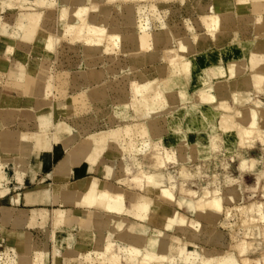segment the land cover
I'll return each mask as SVG.
<instances>
[{
	"label": "bare ground",
	"instance_id": "bare-ground-1",
	"mask_svg": "<svg viewBox=\"0 0 264 264\" xmlns=\"http://www.w3.org/2000/svg\"><path fill=\"white\" fill-rule=\"evenodd\" d=\"M87 1L88 0H1L2 8L8 6V8L12 10L17 9L22 2L33 3V6L37 7L34 12H29L27 10L28 12L26 11L22 12L23 14H19V18L22 20L19 25V38L22 41L29 42L33 41L35 38L36 40L38 39L47 53H50L53 47H51V36L48 33L40 32V23L44 22V17H42L41 13L43 11L47 15V11L52 10L54 5L60 7L61 15L59 16L57 29L59 37L64 38L67 33H70L71 36L68 39L71 44L80 45L79 51L76 50V52L82 57V61L80 62L81 65H85L78 73L79 83L82 85V89L75 93L76 95L66 94L68 80L61 81L59 87L52 86L49 83L48 78L50 75L47 76L46 69L38 70L35 75H26L23 89L31 93V95L42 93L44 99H47L49 93H52L53 90H57L60 97L62 99L64 98L61 107L52 104L49 100H45L49 104L47 109L50 114V123L46 115L38 113L30 125L21 123L17 129L4 126L0 121V138H2L3 141L1 142L0 139V143L4 145L15 143L17 145V154L15 157L13 156V171L14 176L20 182H22L21 179L30 172L32 176L35 175L32 169L33 165L31 164V159L34 154L50 153L54 154V157H57L60 152L67 150L64 160L57 168L59 171L65 169L70 164H74L77 159H85L92 165L97 163L107 149V146L111 143L120 142L121 145H119L118 149L116 148L119 153H124V148L130 151V153L137 151L145 153L151 147L152 137L158 133V120L160 116H153L152 114L161 109L164 110V108L171 105L173 106V111L168 116V134L163 140L170 144L179 139H188L190 142L188 148L192 154L196 152H204L203 154H205L208 150L214 148L212 147L214 146V142L209 136L211 131L209 124H217L218 127L227 133L228 136L224 139V143L226 148H231L230 152L234 150V139L237 140V144L244 143L246 139H249L257 131L259 118H263L264 120V109L259 106L251 105L231 111V107L228 104L223 101L218 102L215 95L212 93V82L214 80L226 79L230 84L232 95L236 102L238 101L237 94L239 91L246 90L248 87L257 89L264 81V34H259L261 31H264V12L252 15L247 11L248 7H250L248 6L251 3L250 0H203V2L198 5V12L199 21L204 27V31L195 33L191 38H188V36L178 39L175 37L176 32L172 33L168 28L164 27L160 30H152L149 22H141L142 24L139 22L140 24H137L138 19L136 20V13L132 3L116 6V15H113V20L110 24L109 20L112 16L110 8L105 4H91L90 7H87ZM102 1L103 0H97L96 2ZM257 1H261V4H264V0H255L256 4H258ZM39 9L42 11L40 12ZM121 22L132 30L116 34L115 32L119 28ZM230 22H238V26L240 25L242 31L251 29L255 36L247 41L241 40L238 43L233 42L231 44H225L209 51L203 50L207 42L221 40L220 37L222 32L219 28L228 25ZM9 25L10 21L2 22L0 19V31L4 35V43L0 46V54H2V57L0 56V73H4L7 70V64L14 48L15 39L9 33ZM109 26L111 30H108ZM179 27L182 26L180 25ZM192 40L194 44L197 45L198 51L200 52L191 58H187L181 55L180 51L185 52L193 48ZM117 44L119 45L118 50L122 52V55L121 53L120 55H116L115 53L111 54L107 58L108 62L107 60L105 61L103 53L105 54V51L110 49L109 47ZM169 44H173L174 46L172 50L170 49L172 55L169 57L165 55L164 57L169 60L168 64H170L165 76L149 78L148 73L136 69L138 60L144 61L146 57H151V59H153L157 55L159 47H165ZM151 51H155L154 57ZM123 53L127 54L129 59L128 62H126L127 56H124ZM121 56L124 58L119 60ZM158 58L162 59L163 55L158 56ZM206 64L209 65L206 66ZM199 66H203V72L207 79H203V77H201L202 75L200 76V74L197 73ZM158 69L161 73V68ZM133 70H137L138 76L143 80H131L129 86L131 101L126 102L124 106L126 109L133 108L135 115L132 116V118L135 117L137 119L134 122H126L122 126L111 128L107 131L90 132L71 149L74 136L68 131L64 122L60 124L54 123L53 117H55V110L70 116L74 113V104L76 100L79 101V99H81V102H83L82 107H84L83 110L88 114V112L93 110L91 106H95L93 100L95 101V99L103 97L104 90L102 87L108 82L111 76H117L119 74L128 75L130 72L132 73ZM23 75V67L19 65L18 71L15 72L14 76L20 79ZM190 77H193L191 84L197 86L195 96L198 98L199 102L202 103V106L198 112L200 129L194 133L189 132L187 134L182 130L185 124L184 119L186 112L183 107L176 106V97L171 87L180 85L182 82L181 78L188 80ZM162 89L169 90L163 92ZM180 95L183 97V100L188 98L186 89L181 90ZM121 99L120 97V100ZM18 107L19 106H17V108ZM12 112H14V109ZM14 113H16V111ZM127 115L126 112L117 113V117L120 118V120L127 118ZM0 116H2L1 113ZM140 116H147V118L143 120L140 119ZM52 128L53 131L51 132ZM133 136L139 137L138 142H140L141 145L133 146L134 143H136L132 138ZM125 137H129V140L124 141L126 145L122 147L123 142L121 140H124ZM115 153L117 154V152ZM165 155L166 156L162 158L158 154L156 155V160L153 164L154 169L158 170L163 167L167 161L173 160L169 152H166ZM182 158H184V156H182ZM242 168H244V165H242ZM105 169L109 174L114 175L115 173L121 172L119 170L124 169V167L121 163L118 168L119 170L116 171L115 163L110 164L107 161ZM161 172L146 173L142 170L140 175L133 176L131 181L135 186L140 188L146 186L152 192L156 190L165 200L173 201L174 196L172 188H174V185L171 183L172 176L168 174V177L165 178V175ZM184 176L186 177L187 175ZM6 179V175L0 168V195L7 191V188L3 186ZM121 181L125 180L122 178L120 182ZM113 182L115 181H112V183ZM190 193H192V191H190ZM124 194L125 193L120 190L112 189L108 184L100 185V181L97 177L89 176L81 182L79 187L74 186L70 189H66L63 202L65 204H75L85 208H91V212L94 215L93 218H90L88 214L89 211L86 209L83 213L71 215L66 214L62 208H55L50 214H47L44 209L43 212L39 213V216H41L42 221L50 219L53 226V233L58 229L70 227L74 222H79L84 230L89 227L90 222L97 228H108V231H111L114 237L120 241L124 240L129 244V246L119 245L120 253H123L129 264H152L154 262L164 264L167 262L175 263L176 260L184 264H258V261L253 262L247 257H242V259L240 258L241 260H238L239 258L237 259L233 254L222 255L220 253L221 255L209 256V251L207 250L204 254L189 251L185 245H173L171 243L172 240L169 242L170 239H168L169 241L164 239L163 237L170 238L167 237L168 235L164 231H158L155 239L151 237L149 241L146 242L145 235L147 231L145 228H138V230H135L134 224L129 227L126 226V220L123 218L124 214H128L139 221H150L160 217L159 221L162 222V228L165 230L173 229L174 226H183L185 225V220L179 218L176 210L158 212V210L152 206V201L145 196L137 200L131 197L132 208L127 209L125 205L126 196ZM212 194L213 196L206 199L202 197L196 202L192 199L183 198L181 201H178V205L181 207L185 204L191 212L199 215L208 214L210 217H219L218 215L223 209L222 197L216 194V191ZM225 208L224 206V209ZM226 210L227 209L224 210V213ZM248 210L252 211L253 208H247V206L243 205L240 207V214L245 217ZM256 210L259 213L260 220H264V214L260 206H258ZM103 211L108 215L107 220L104 217L105 214ZM227 213H229V209ZM35 217L36 214H34V218ZM252 219L254 220V218ZM240 223H242L241 220ZM238 233L240 234V232ZM75 237L76 235L73 236L74 240L76 239ZM101 245H103V251L99 253L101 261L109 264L117 262L119 255L117 252L115 253L113 251V241L107 240V242ZM239 250L240 253L243 254L246 252V247L240 246ZM11 252L12 251L8 249H4L3 252L0 251V254H2L0 255V259H2L4 255V257L9 260L8 262L7 260H3L4 264H43V252L36 251L37 253L31 256L28 246L25 252L21 254H17L15 251L14 254Z\"/></svg>",
	"mask_w": 264,
	"mask_h": 264
},
{
	"label": "rangeland",
	"instance_id": "rangeland-1",
	"mask_svg": "<svg viewBox=\"0 0 264 264\" xmlns=\"http://www.w3.org/2000/svg\"><path fill=\"white\" fill-rule=\"evenodd\" d=\"M49 1H53V0H49ZM96 1L97 0H88L86 2L87 7H90L91 4H95V5L105 4L106 6H108L110 8V13L112 15L109 20L110 24L113 20V15H116L115 14L116 6L120 4L132 3L134 5V9L136 13V20L138 19L137 24H140L141 22L142 23L149 22L150 28L152 30H160L163 29L164 27L168 28L172 33L176 32L175 35L176 39L184 38L188 36H189L188 38H191V36H193L195 33L204 31V27L200 24L199 21V12H198V5L201 4L203 0H197V1L196 0H159V1L158 0H126V1L103 0L102 2H96ZM36 8L37 7L33 6V3L22 2V4H20L17 7V9H15L13 12H6L3 14L4 21L8 20V18L15 17L14 19L10 20V25L8 29L10 35L14 39L16 38L20 39L19 25L22 22V20L19 18L20 17L19 14L22 12H26L27 10L29 12L30 11L34 12ZM60 10H61L60 7L54 5V8L52 10L47 11V15H48L47 16L45 12L39 9L40 12L42 11L41 13L42 17H44V22L40 23L41 24L40 32L48 33L51 36V47H53L50 53L46 52L48 56L49 55L50 56L45 63L46 66L45 68H46L47 76L50 75V77L48 78L49 83L52 86L59 87L61 81L68 80V83L66 85L67 86L66 94L72 95L79 92L80 89H82V85L79 83L78 73L80 69L85 67V65H81L80 62L82 61L81 60L82 57H80V54L76 52V50L79 51L80 45L71 44L68 39L71 36L70 33H67L66 37L64 38L59 37L57 29H58L59 16L61 15ZM238 24H239L238 22L237 23L230 22L228 25L222 28L220 27L219 30H221L222 32L221 33L222 35L220 37L221 40L215 42H211V41L207 42V44L203 47V50L209 51L211 49H214L215 47H221L225 44H231L233 42L238 43L241 40L247 41L252 39L253 36H255V34L251 31V29H249L248 31L247 30L242 31V28L240 27V25L238 26ZM180 25L182 27H179ZM108 30H111L110 26ZM130 30H132L130 27H126L121 22L119 28L115 33L120 34ZM259 34H264V31H261ZM3 38L4 35L0 31V46H2L4 43ZM191 42H193V40ZM118 44L109 47L110 49L108 51H105L106 52L105 54L103 53L105 61L107 60L108 62L107 58L111 54L115 53L116 55H120L121 53L122 55V52L118 50L119 48ZM173 46H174L173 44H169L168 46L165 47H159L157 51V55L155 57L154 54L156 50L151 51V53H153L152 56L154 58L152 57L153 59H151V57L148 58L146 57L144 61L138 60L136 69L138 71L148 73L149 78L165 76L167 74V70L170 64H168L169 60L165 59L164 57L165 55H167L168 57L172 55L171 50L173 49ZM198 50L199 49L197 48V45H195L193 42V48L185 52L180 51V54L187 58H191L192 56L200 52ZM123 55L127 56V54L125 53H123ZM160 55L161 56L163 55L162 59L158 58V56ZM0 56L2 57V54H0ZM123 58L124 57L121 56L119 60ZM9 60H10L9 66L12 67V65L14 64L13 55H11ZM128 61L129 59L127 56L126 62ZM208 65L209 64H206V66ZM158 68H161V73L159 72ZM137 70H133L132 73L130 72L128 75L119 74L117 76H111L108 82L104 84L102 87L104 90L103 93L104 95H102L103 97L102 98L100 97L99 99H95V101L93 100L95 106L94 107L91 106L93 110L88 112V114L87 112H85V110H83L84 108L82 107L83 102H81L82 100L79 99V101L76 100L74 104L75 110L72 115L68 116V114L63 115L61 113L59 114L57 113L55 114V117H53L54 123L60 124L64 122L65 126L68 128V131L75 138H77L78 141H81L90 132L95 133L99 131H107L111 128L122 126L126 122H130V123L134 122L136 118H132L130 116L133 113V108L126 109L124 104L126 102L131 101L130 98L131 91H129L131 80H137V81L143 80L140 76H138ZM37 72L38 70L36 71V73ZM197 73L200 74V76L202 75L201 77H203V79L204 78L207 79L205 73L203 72V66H199ZM5 80H6V74L0 73V104L2 102V97L4 95L10 96V93L6 92L3 86ZM181 80L182 82L180 85L171 87V90L172 89L174 90L173 92L176 97L175 103L176 106L183 107L184 111L187 114H189V116L193 119L192 121L194 122V119L197 120L198 112L202 106V103L199 102L198 98L195 96L197 86L191 84V82L193 81V77H190L188 80L185 78H181ZM212 83H213L212 93L215 95L216 93L220 94L222 90L224 92L227 90L229 93L228 94L225 93V95H223L221 100H228L231 91L228 80L226 79L214 80ZM183 89H186V93L188 96V98H185V100H183V97L180 95V92ZM168 90L169 89H162L163 92ZM244 91L245 90L238 92L240 93L238 97L241 101L236 102V104L232 105L231 111L239 108H243L244 106H251V105L259 106L260 108L264 109V81L262 82L259 88L255 89L253 87H248L246 90L247 94H245ZM58 93L57 90H53L52 93L48 94L47 100L52 102V104L61 107V103L64 102V98L62 99ZM120 97L122 98L121 100ZM118 100L121 102H119ZM187 109L189 111H186ZM172 111H173V106L171 105L169 107L164 108V110L161 109L156 113L152 114L153 116H160L158 120V133L152 137L151 147L145 153L141 151L130 153V151L124 148V153H123L124 155L121 156L120 159L116 158L113 156V154L115 153L114 149L116 148L118 149L119 145H121L120 142L109 144L107 146V149L105 150L107 154L108 151L109 152L111 151L112 153L113 157L111 158L112 160L111 164L115 163V158L118 160L115 163L116 171L119 170L118 168L121 165V163L123 164L124 169L119 170L121 172L118 173L119 176L118 179L119 182L122 178L123 180H125V181H121L120 183H123L126 189L133 188L131 185L133 182L131 180L133 176L138 174L140 175L142 170L145 171L146 173L162 171L161 173L165 175V178L168 177V174L172 176L171 183L172 185H174V188H172V193L174 196L173 201L165 200L163 197H161V195L157 193L156 190L152 192L146 186L142 188L137 187L138 190L141 189L139 198L142 196L149 198L152 201V206L155 207V209L158 210V212L176 210L179 218L185 220V225L174 226L173 229L165 230L162 228V222L159 221L160 217L159 218L157 217L155 220H150V221L144 220L145 221L144 225L150 227L149 225L151 223L154 228L156 229L158 228L159 231H164L168 235L167 237H170V238L163 237L164 239L167 240L170 239V241L168 240L169 242H171L172 240L171 243L173 245H178V244L185 245L189 251H195L197 253L204 254L205 251L207 250L209 251L208 253L209 256H216L221 254L222 255L233 254L237 259L239 258L238 260H241L242 257H247L253 262L258 261V264H264V220H260L259 213L256 210L257 207L260 206L264 214V175H263L264 120L263 118H259L257 131L249 139H246L244 143L237 144L238 143L237 140L234 139L233 141V143L235 144L234 150L231 152H230L231 148L229 147L226 148L225 147L226 145L224 143V139L228 136L227 133L223 129L218 127L217 124H209V127L211 128L209 136L214 142L213 144L214 146H212L214 148L208 150L205 154H203L204 152L203 153L196 152L195 154H192L188 148V146L190 145L188 139L185 140L179 139L176 142L170 144L163 140V138L168 134V116ZM120 112L121 113L126 112L128 114L127 118L120 120V118L117 117V113ZM146 118L147 116L141 117L140 119L144 120ZM191 125L196 126V124L194 123ZM184 127L186 128L188 127V124L186 122L183 125L182 129ZM52 131L53 128L51 132ZM132 138L136 142L134 143L133 146L141 145L140 142H138L139 137L133 136ZM126 140H129V137H125L124 140L123 139L121 140L123 142L122 147L126 145V143L124 142ZM166 152H169L172 155L173 160L167 161L166 164L163 165L164 168L161 167L158 170L154 169L153 164L155 163L156 155L158 154L162 158L166 156L165 155ZM106 153L102 154L101 158L104 155L107 158ZM182 156H184V158H182ZM243 162H244L243 164L244 168H242L241 170V165ZM144 164H145V168H144ZM137 170H141V171H137ZM6 171L7 173H9V176H12L14 174L11 167H8ZM184 175L187 176L185 177ZM190 191L195 192V195L189 196L188 194ZM214 191H216V194H219V196L222 197V203H223V209L218 215L219 217L216 216L217 218L210 217L208 214H203V215L200 214L201 215L200 216L199 214L191 212L185 204L181 207L178 205V201H181L183 198L192 199L195 202L202 197H204V199L209 198L213 196L212 193ZM126 204L128 208H131V205H129L128 202ZM243 205L247 206V208L250 207L253 208L252 211L248 210L246 212L245 217H243L240 214V207ZM224 206L226 207L225 209L227 210L229 209V213H227V210L225 211L226 214L224 213L225 210ZM252 218H254V220ZM240 220L242 223H240ZM127 225L128 224H126V226ZM238 232H240L241 235ZM110 240H112L114 243L113 251L115 253L117 252V254L119 255L118 261L115 262L114 264H129V262L126 261L123 253H120L118 243L117 242L115 243V241L112 238H110ZM240 246L246 247V252H244L243 254L240 253L239 250ZM102 247L103 245H100V243L98 245L90 247L94 251L91 254V257L95 259V262H92L91 264H109L101 261L99 253L103 251ZM0 251L3 252L4 249H0ZM4 258L5 257L3 255L2 259H0V264H4L3 260H7V262L9 261L8 258L7 259ZM42 262H43V258H42ZM110 264H113V262ZM152 264H159V263L154 262ZM164 264H184V263H182L179 260H176L175 263L167 262Z\"/></svg>",
	"mask_w": 264,
	"mask_h": 264
},
{
	"label": "crops",
	"instance_id": "crops-1",
	"mask_svg": "<svg viewBox=\"0 0 264 264\" xmlns=\"http://www.w3.org/2000/svg\"><path fill=\"white\" fill-rule=\"evenodd\" d=\"M250 2L251 3L248 5L250 7H248L247 11H249L252 15L264 12V4H261V1H257L258 4H256L255 0H250ZM4 7L5 8L1 7L0 0V19L2 22H8L11 19H14V17H11L6 21L3 20L4 13L14 11L9 9L8 6ZM30 42L22 41L18 38L15 39L13 45L14 48L11 53V55H13L14 64L12 67L9 66V60L7 70L4 72V74H6V80L3 86L5 91L10 93V96L4 95L2 97V102L0 104V113L2 116H0V121L4 126H8L13 129H17L21 123H27L30 125L37 113L46 115L48 122L50 123V114L47 109L49 104L45 101L48 99V95L47 99H44L42 93L38 95H31V93L23 89L26 75H35L37 70L46 69L45 63L50 56H48L45 48L41 45L38 39L36 40L35 38ZM31 57L34 59L32 60ZM19 65H22L24 75L22 78L17 79L14 74L18 71ZM246 90L244 91L245 94H247ZM225 93L228 94L229 92L227 90L225 92L222 90L220 94L216 93V100L218 102H225L231 108L232 105L236 104V102L241 101L238 97V101L235 102L232 91H230L231 98L229 97L228 100H221ZM239 94L240 93L237 95L239 96ZM17 106L19 107L17 108ZM13 109L16 113L12 112ZM186 111L189 110L187 109ZM57 113L59 114V112H56L55 114ZM61 114L64 115L66 113ZM134 115L135 113L133 111L130 116L132 117ZM16 119L19 120L17 121ZM192 120L193 119L189 116V114L186 113L184 121L188 124V127H184L182 129L184 133H194L200 129L198 118L197 120L194 119V122ZM193 123L196 124V126L191 125ZM0 139L1 142H3L2 138ZM77 142L78 139L74 137V141L71 143V149L77 145ZM16 151L17 145L15 143H10L8 145L0 143V168L7 178L5 183H3V186L7 188V191L0 195V249H8L12 251V253L15 251L17 254H21L25 252L28 246L31 256L39 251L43 252V264H91L92 262H95V259L91 257V254L94 251L90 247L98 245L99 243L100 245L102 243L104 244L107 240H110V238H112L120 246H129V244L124 240L120 241L114 237V234L111 231H108V228H97L91 222L89 227L85 230L80 226L79 222H74L68 228L56 230L55 234L52 232L53 226L50 219L42 221L41 216H39V213L43 212L44 209L47 214H50L53 209L62 208L66 214L71 215L83 213L86 209L89 211L88 214L90 218H93L94 215L91 212V208H85L75 204H65L63 202L64 192L66 189H70L74 186L79 187L81 182L89 176L97 177L100 181V185L108 184L112 187V189L120 190L125 193L126 208L130 209L126 204L127 202L132 208L131 197H134L137 200L141 189L138 190V186H135L134 183L131 184L133 187L132 189L128 190L124 188L125 185L119 182L118 173L111 175L105 169L107 161L111 164V158L113 156L120 159V157L124 155L123 152L119 153L117 149H114V152H117V154L114 153L113 156L111 151H108V154L105 152L107 158L104 155L93 165L85 159H77L74 164H70L65 169L59 171L57 168L64 160L67 150L60 152L57 157H54V154L50 153L34 154L31 159V164L33 165L32 169L35 175L32 176L30 172L28 175L24 176L21 179L22 182H20L14 174L9 176V173L6 171L8 167H11L13 170V159L17 154ZM116 158L115 163L118 161ZM112 181L115 182L112 183ZM194 194L195 192L192 191V193L189 192L188 195L192 196ZM103 213L105 214L104 217L107 220L108 215L105 211H103ZM34 214H36L35 218ZM123 218L126 220L128 227L134 224L135 230H138V228H145L147 231L145 235L146 242H148L151 237L154 239L157 237L159 229L152 227V224L148 227L147 225H144L145 221L135 220L128 214H124ZM75 235L76 239L74 240L73 236Z\"/></svg>",
	"mask_w": 264,
	"mask_h": 264
}]
</instances>
